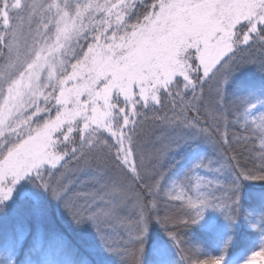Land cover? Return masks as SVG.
Returning <instances> with one entry per match:
<instances>
[{
  "label": "snow or ice",
  "instance_id": "6c2138e0",
  "mask_svg": "<svg viewBox=\"0 0 264 264\" xmlns=\"http://www.w3.org/2000/svg\"><path fill=\"white\" fill-rule=\"evenodd\" d=\"M256 50L264 0H0V212L28 181L106 251L131 249L130 264H142L153 221L180 248L179 229L211 209L227 234L216 254L194 244L187 264H260L264 205L246 216L259 245L250 255L230 250L243 182H264V81H250L238 107L225 89L239 54ZM253 137L248 167L234 146L249 151ZM199 140L224 163L186 151ZM225 167L230 190L220 183ZM76 172L88 178L70 179ZM165 195L179 212L161 218ZM0 264L82 262L65 239L46 243L39 229L29 239L18 225L0 241Z\"/></svg>",
  "mask_w": 264,
  "mask_h": 264
},
{
  "label": "trees",
  "instance_id": "16d2710c",
  "mask_svg": "<svg viewBox=\"0 0 264 264\" xmlns=\"http://www.w3.org/2000/svg\"><path fill=\"white\" fill-rule=\"evenodd\" d=\"M264 61V51L256 50L250 52L240 53L237 58L236 65H233V71L229 77L230 81L225 85L228 92L229 100L235 106H239L236 97L246 93V85L251 81L259 83L264 81V73L259 69L260 63ZM255 141H250L248 148L249 151H244L239 146H234L239 155L240 163L247 164L251 167L253 164V157H255L259 150L258 140L253 137ZM202 147V155L207 159L213 160V168H217L220 164L224 163L223 156L210 142L199 140L191 143L189 149L186 151H193L197 147ZM207 159L205 163H207ZM257 164L258 160L255 161ZM221 179L226 183V190H230V181L233 178L232 171L225 167ZM78 174H70V179L86 180V174L76 172ZM217 175L215 171L211 172ZM77 176V177H76ZM175 180V174L169 173L167 187L170 188L172 181ZM25 183V182H24ZM185 191H188L185 188ZM28 192H22L21 195H15L13 204L18 203V206L23 210L6 217H0V241H2L6 233L12 232L18 225L29 229V239L32 238L37 232L41 230L44 234L46 243L52 242L55 238L60 237L65 239L69 245L76 250V258L82 264H130V255L122 247H116L114 251H106L100 244L95 232L88 225L78 228L74 225L71 219L64 213L60 206L52 197L43 189L36 186ZM190 193V192H189ZM224 193V192H223ZM264 193V182L260 181H244L243 182V198H242V211L240 213L239 221L242 222V227L235 229L233 233L235 242L230 255H236L242 250L246 252L249 250V245L258 243L259 233L256 229H251L246 224L247 214L256 206L261 205V194ZM26 194V195H25ZM225 195V193H224ZM19 196V198H17ZM180 202L170 201L168 197L162 196L159 201V216L163 218L165 215H173L179 212L176 207ZM162 224L153 221L149 230L153 233V237L164 238ZM225 221L220 216L217 221L210 227L204 225H191L188 228L181 227L179 229V238L183 241L178 249L179 258H182L184 263L187 264L186 257L190 254L189 249L194 244L202 247L206 254H216L219 250L220 241L226 235ZM167 249V248H166ZM180 250V251H179ZM171 253L168 248L165 250L163 247V255ZM158 254L161 255L160 250H153L148 257V263L154 264L157 261ZM178 258V259H179ZM19 259H23V255ZM170 261V258H168ZM178 262V260H177ZM176 260H171L173 264H179ZM182 263V262H181Z\"/></svg>",
  "mask_w": 264,
  "mask_h": 264
},
{
  "label": "rangeland",
  "instance_id": "374dc122",
  "mask_svg": "<svg viewBox=\"0 0 264 264\" xmlns=\"http://www.w3.org/2000/svg\"><path fill=\"white\" fill-rule=\"evenodd\" d=\"M258 144H259V140H258ZM202 150H203L202 147L199 146L196 149H194L193 151L199 152L200 154H202ZM76 174H78V173H75V175ZM206 175H208L210 178L217 176V175H213L212 173H206ZM76 179H78V178H76ZM220 183L223 184L224 188L226 189V186H225L226 183L221 178H220ZM35 187H36V185H34V184H32V183H30L28 181H21V183L17 186V191H16L15 195H17V194L21 195L22 192H24V191L28 192L26 194H31L32 192H30V191L32 190V188H35ZM171 187H172V185H170V188ZM181 190L185 191V189H181L179 186L175 189V191H177V192H179ZM189 194L193 195V197H194V192H190ZM218 195L223 196L224 193L223 192L222 193H218ZM17 198H19V196ZM15 201L16 200H13L11 202V204L9 206V210H8L7 213L0 212V217L10 216L12 214H15L18 211H22L23 210V208L21 209L18 206V203L13 204ZM262 205H264V202H262L261 205L256 206L254 209L258 210ZM220 216L221 215L219 213L215 212L214 210H211V209L206 210L205 218H204L203 221H201L199 223V225H204L206 227H210L211 225H213L217 221V219ZM241 223L242 222L238 221L237 229L238 228L240 229L242 227ZM155 224H157V222H155ZM169 227H171V225H169ZM161 229H163V232L165 231L164 227H161ZM163 234H164V238H157V237L155 238V237H153V233L150 232V230H148V233H147V236H146L145 251H144L143 257H142V264H149L147 260H148L149 255L152 253V251L155 250V249H156V251L157 250H161V249H163V247L165 248V250H167L169 248L171 253L169 252V253H167L165 255H163V254L159 255L158 254L157 261L154 264H173V263H171V260H176V262L178 260L177 263L185 264L183 259L179 258V255H180L179 252H178L179 248H177L176 245L171 244L169 238L166 235V232H164ZM259 242L256 243V244H253V245L252 244L249 245V249L258 246ZM244 253H245V255H250V251H248V250L246 252H244ZM168 258H170V261L168 260ZM241 258H243V257H241ZM260 264H264V260L260 261Z\"/></svg>",
  "mask_w": 264,
  "mask_h": 264
}]
</instances>
